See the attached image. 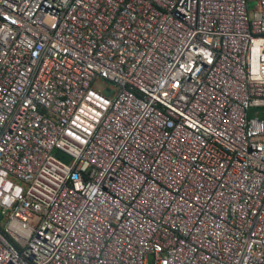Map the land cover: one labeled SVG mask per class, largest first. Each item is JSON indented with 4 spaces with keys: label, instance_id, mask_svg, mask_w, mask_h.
Wrapping results in <instances>:
<instances>
[{
    "label": "built area",
    "instance_id": "obj_1",
    "mask_svg": "<svg viewBox=\"0 0 264 264\" xmlns=\"http://www.w3.org/2000/svg\"><path fill=\"white\" fill-rule=\"evenodd\" d=\"M0 264H264V0H0Z\"/></svg>",
    "mask_w": 264,
    "mask_h": 264
},
{
    "label": "rangeland",
    "instance_id": "obj_2",
    "mask_svg": "<svg viewBox=\"0 0 264 264\" xmlns=\"http://www.w3.org/2000/svg\"><path fill=\"white\" fill-rule=\"evenodd\" d=\"M99 87L101 88V90H102V92H103V91H105L106 88L108 87V84L104 82V83H101V84L99 85ZM56 156H57L59 159H61L62 161L67 162V163H69L70 160H71L70 156L67 155L66 153L62 152V151H58V152L56 153Z\"/></svg>",
    "mask_w": 264,
    "mask_h": 264
}]
</instances>
